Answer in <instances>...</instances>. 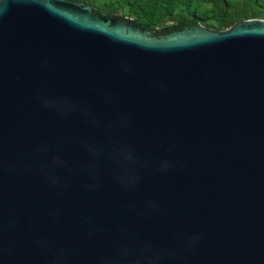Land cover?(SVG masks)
<instances>
[{
    "label": "water",
    "instance_id": "95a60500",
    "mask_svg": "<svg viewBox=\"0 0 264 264\" xmlns=\"http://www.w3.org/2000/svg\"><path fill=\"white\" fill-rule=\"evenodd\" d=\"M0 264H264V19L0 0Z\"/></svg>",
    "mask_w": 264,
    "mask_h": 264
},
{
    "label": "trees",
    "instance_id": "16d2710c",
    "mask_svg": "<svg viewBox=\"0 0 264 264\" xmlns=\"http://www.w3.org/2000/svg\"><path fill=\"white\" fill-rule=\"evenodd\" d=\"M97 13L121 14L162 36L203 24L224 30L251 18L264 19V0H78ZM207 6L206 8L203 7Z\"/></svg>",
    "mask_w": 264,
    "mask_h": 264
},
{
    "label": "rangeland",
    "instance_id": "374dc122",
    "mask_svg": "<svg viewBox=\"0 0 264 264\" xmlns=\"http://www.w3.org/2000/svg\"><path fill=\"white\" fill-rule=\"evenodd\" d=\"M203 7L206 8L207 6H204V5H203Z\"/></svg>",
    "mask_w": 264,
    "mask_h": 264
}]
</instances>
